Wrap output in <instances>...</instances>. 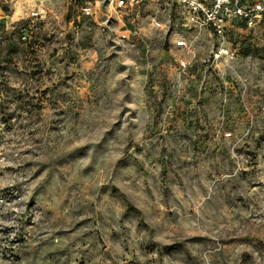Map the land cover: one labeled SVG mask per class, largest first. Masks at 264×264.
<instances>
[{"label": "rangeland", "instance_id": "1", "mask_svg": "<svg viewBox=\"0 0 264 264\" xmlns=\"http://www.w3.org/2000/svg\"><path fill=\"white\" fill-rule=\"evenodd\" d=\"M191 19L0 0V264H264V13Z\"/></svg>", "mask_w": 264, "mask_h": 264}, {"label": "built area", "instance_id": "2", "mask_svg": "<svg viewBox=\"0 0 264 264\" xmlns=\"http://www.w3.org/2000/svg\"><path fill=\"white\" fill-rule=\"evenodd\" d=\"M116 8H132L143 0H108ZM189 10L191 20L201 22L203 26H212L219 36H224L226 25L233 18H241L249 23L259 18L264 13V0H258L248 5L245 0H213L207 5L202 0H174ZM37 13H35L36 15ZM84 15H92L91 7L83 8ZM178 46H184L185 41L177 42Z\"/></svg>", "mask_w": 264, "mask_h": 264}, {"label": "trees", "instance_id": "3", "mask_svg": "<svg viewBox=\"0 0 264 264\" xmlns=\"http://www.w3.org/2000/svg\"><path fill=\"white\" fill-rule=\"evenodd\" d=\"M241 19V18H240ZM241 20H243V21H245L246 22V20H244V19H241ZM250 52H251V50L249 49L248 51H246V55H249L250 54Z\"/></svg>", "mask_w": 264, "mask_h": 264}]
</instances>
